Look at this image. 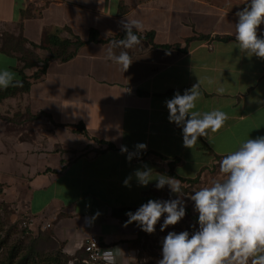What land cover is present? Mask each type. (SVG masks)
<instances>
[{
    "label": "crops",
    "instance_id": "crops-1",
    "mask_svg": "<svg viewBox=\"0 0 264 264\" xmlns=\"http://www.w3.org/2000/svg\"><path fill=\"white\" fill-rule=\"evenodd\" d=\"M246 2L0 0V69L29 83L28 91L4 99L0 111L21 110L52 129L43 140L0 139V185L3 193L19 190L31 232L48 230L70 262L85 256L84 241L96 235L113 248L117 264H130L140 228L125 226L114 210L180 198L187 222L199 227L188 197L225 178L219 171L225 155L248 138L264 136V59L241 53L234 36L236 13ZM124 18L143 24L136 33L141 45L128 50L134 61L127 70L108 57L111 42L123 38ZM257 34H264V24ZM52 36L69 42L70 58L53 51L59 48ZM198 82L197 110L220 109L228 119L210 139L201 137L188 149L182 129L168 120L165 101ZM137 143L147 150L129 162L120 146L131 151ZM144 164L153 180L157 174L177 178L185 192L174 195L167 185L158 190L155 181L140 186L133 173Z\"/></svg>",
    "mask_w": 264,
    "mask_h": 264
},
{
    "label": "clouds",
    "instance_id": "clouds-1",
    "mask_svg": "<svg viewBox=\"0 0 264 264\" xmlns=\"http://www.w3.org/2000/svg\"><path fill=\"white\" fill-rule=\"evenodd\" d=\"M235 42L241 53L248 57L264 59V34L258 36L257 29L264 24V0H247L245 7L236 13ZM121 26L125 35L113 40L108 49V57L116 65L128 69L134 61L128 50L141 45L136 34L143 30V24L136 19L124 18ZM120 49L117 53L115 50ZM22 87L9 69H0V90L8 87ZM224 92L223 87L216 89ZM202 92L200 82L186 89L181 95L174 93L165 101L168 120L182 129L183 146L191 149L199 138H211L228 119L220 109L207 112L197 110V102ZM147 150L145 143H137L133 150L120 146L121 154L127 161L139 159ZM222 181H215L194 191L188 199L194 202L198 213V230L170 231L162 241V259L158 264H264V136L248 138L234 151L225 155L219 164ZM136 182L146 187L155 181V187L166 185L172 193L181 192V181L165 174H157L153 180V170L144 164L133 173ZM133 176L124 180L130 186ZM186 215L185 201L176 198L168 200L149 199L135 212H127L125 226L135 223L142 231L152 234L163 216L160 231L176 225ZM99 216L96 213L91 220ZM86 218V222H87ZM105 264H116L117 257L112 249L104 250ZM136 264L134 254L128 257Z\"/></svg>",
    "mask_w": 264,
    "mask_h": 264
},
{
    "label": "rangeland",
    "instance_id": "rangeland-1",
    "mask_svg": "<svg viewBox=\"0 0 264 264\" xmlns=\"http://www.w3.org/2000/svg\"><path fill=\"white\" fill-rule=\"evenodd\" d=\"M58 50L54 48L53 51L57 52ZM22 52V57L24 59L27 57L28 62L35 61V56ZM11 101L13 103L17 102L16 99ZM14 112L12 113L10 109L0 111V139L8 140L11 138L14 141L43 140L47 138L50 130H52L48 124L40 120V117L23 113L21 110ZM10 145L11 142L6 141L7 149ZM54 148L57 150L58 147ZM2 149H4L3 146ZM18 191L14 188L6 189L0 196V264L8 255L10 247L16 246L19 248L18 250H22L24 244H27L30 238L37 240V250L44 255L56 254L59 250H62V245L54 241L48 230L41 232L39 235L30 231L25 215V207L20 204L18 201L20 198L16 195ZM163 218L162 216L156 225L155 232L152 234L140 229L139 240L132 244L136 264H158L159 260L162 259V241L168 232L175 231L179 233L187 230L191 234L193 231L198 230V227L187 222L184 217L176 225L169 226L161 232L160 224L163 222ZM62 255V264H71L70 261H66L63 252Z\"/></svg>",
    "mask_w": 264,
    "mask_h": 264
},
{
    "label": "trees",
    "instance_id": "trees-1",
    "mask_svg": "<svg viewBox=\"0 0 264 264\" xmlns=\"http://www.w3.org/2000/svg\"><path fill=\"white\" fill-rule=\"evenodd\" d=\"M38 1H40V0H38ZM43 1H45V3H50L53 0H43ZM124 35H125V33L122 35V37H124ZM51 41H52V44H54L55 46H57L59 48V50L61 52L59 55L63 60H66V59L71 57L72 54H69L66 51V48L69 45L68 41H62L56 36H52ZM54 57H55V55H51L50 58H48L47 60L44 61L43 67L41 70L42 72L44 70L45 64L51 58H54ZM37 77H38V75L36 74L35 78H37ZM20 82L22 83V87L10 86L7 89L0 90V104H2L4 99H6L10 96H15L22 91H28L29 83L26 81L25 76H22ZM77 130L80 132H85L84 129H81V128H78ZM110 148H112V146H110ZM184 192L185 191L181 190L180 194L184 193ZM2 193H3V189H2V186L0 185V195ZM129 211L135 212L136 210L130 209V208L118 209V210H114L113 214L115 216H117L118 218H120L123 223H125V221L128 219V217L126 216V213ZM132 224L136 225L135 223H132ZM28 232H30V231H28ZM40 233H38L37 235H39ZM139 234H140V231H139ZM139 234H138V237L134 243H136L137 240H139ZM36 245H37V240L30 238L29 241L27 242V244H24V248L22 250H18L19 248L16 246L10 247L8 255L1 262V264H62V258H61V257H63L62 250L61 251L59 250L56 254L44 255V254L38 252ZM64 257H65L66 261L69 262V259L66 256H64ZM73 264H78V263L76 261H74Z\"/></svg>",
    "mask_w": 264,
    "mask_h": 264
},
{
    "label": "built area",
    "instance_id": "built-area-1",
    "mask_svg": "<svg viewBox=\"0 0 264 264\" xmlns=\"http://www.w3.org/2000/svg\"><path fill=\"white\" fill-rule=\"evenodd\" d=\"M50 224H45V228H49ZM112 249V247L103 245L96 235H90L84 241L83 251L85 256L75 260L78 264H105L102 257L104 250ZM114 251V250H113ZM115 254V252H114ZM73 264V262H71ZM117 264V263H116Z\"/></svg>",
    "mask_w": 264,
    "mask_h": 264
}]
</instances>
